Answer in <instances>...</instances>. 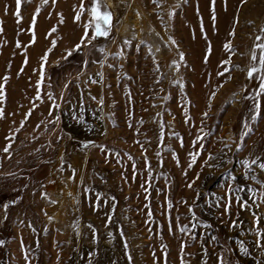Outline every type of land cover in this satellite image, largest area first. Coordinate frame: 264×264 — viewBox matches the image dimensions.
Here are the masks:
<instances>
[{"label": "rangeland", "instance_id": "rangeland-1", "mask_svg": "<svg viewBox=\"0 0 264 264\" xmlns=\"http://www.w3.org/2000/svg\"><path fill=\"white\" fill-rule=\"evenodd\" d=\"M100 2L0 0V264H264V0Z\"/></svg>", "mask_w": 264, "mask_h": 264}, {"label": "snow or ice", "instance_id": "snow-or-ice-1", "mask_svg": "<svg viewBox=\"0 0 264 264\" xmlns=\"http://www.w3.org/2000/svg\"><path fill=\"white\" fill-rule=\"evenodd\" d=\"M47 2V0H45V3ZM55 2V0H53V3ZM242 2H246V0H242ZM16 3H17V8L19 9L20 7V4H21V0H16ZM153 3H157V0H153ZM213 3H215V0H213ZM101 8H102V5H101V2L100 0H94V3H93V6L91 7V10H90V14H91V17H92V20L95 22V31L94 33L89 36V33L87 31L89 25L85 24L84 25V28H85V31H84V34L83 36H81L80 38V43L77 44L74 49H72L71 51H69L68 55H72V51H78L79 48L81 47L82 44H84L85 41H87L88 43H91V40L92 39H95L97 36H105L107 37L110 29H111V26H112V14L108 11H101ZM84 4H83V0H81V5H80V11H78L74 17V22L76 21H79L81 16L83 15L84 13ZM17 16V19L19 21V12L17 11V13L15 14ZM170 16L172 15L171 13L169 14ZM35 19V17H34ZM213 20H215V17L213 16ZM101 24L103 25V27L101 26ZM52 31L54 32L55 29H52ZM230 35H234V33H230ZM174 43V41H173ZM19 46V45H18ZM84 46H87L86 44H84ZM262 49H264V45H261L260 46ZM225 49L226 50H231V46L229 44H225ZM67 57H65L66 59ZM184 57L183 55L181 54V60H183ZM253 60L256 59V56L255 54H253V57H252ZM42 60H44L46 62L47 60V55H45L44 57H42ZM260 62L261 64H264V54H262L260 56ZM87 63V62H85ZM257 71V69L255 68H252L251 70H249L247 72V78L249 79H252L253 78V75L254 73ZM218 75H224V73H218ZM43 80V65L41 66V81H38L37 82V90L39 91V87H40V83L42 82ZM261 80V83H260V89L261 91H264V77H261L260 78ZM3 96V87L0 86V97ZM37 99H39V96H37ZM49 99L51 100L52 99V96L49 95ZM102 103V101H101ZM52 107L53 108H58L59 105H57L55 103V101L53 100V104H52ZM257 107H259V105H257ZM31 113H28L27 115H30ZM49 115H52V112L49 111ZM204 115H207V113H205ZM0 118H3V113H2V110H0ZM23 126V125H21ZM202 138V137H201ZM201 138H198L201 139ZM197 141H194L193 144L195 146V144L198 142ZM9 146H6L3 150L5 152H8L9 150ZM201 147H203V145H201ZM191 155V161L189 162V165L188 167L191 168L193 164H195L196 160H197V157L199 155V151L196 153V154H190ZM209 159H213V157L209 156ZM147 163V161H146ZM205 163H207V161H205ZM242 165L245 167L246 171H251L250 167L248 166V163L247 161H242L241 162ZM253 164H256V160H253L252 161ZM258 167L261 169V171H264V163L262 164H259ZM198 178V177H197ZM233 179H235V177H233ZM245 179H251L253 181H257V178L255 176H245ZM258 183L261 184V187H264V181H257ZM145 183H148V181H145ZM194 183V182H193ZM143 186V185H142ZM189 188L192 187V184H189L188 185ZM230 190H231V186H230ZM145 191H147V189L145 188ZM236 192H244L245 189L243 187H237L235 189ZM247 192L250 193L251 195L248 196V199L252 200L253 203H256L255 199H253V197L256 195V190L249 187L247 189ZM226 196L228 195V193L225 194ZM147 198V197H146ZM260 198L261 200H264V192H261L260 193ZM236 202L239 203L241 209H245L248 207L247 205V202L242 200L241 197L239 196H236ZM7 207V206H5ZM231 207V202H226L224 204V211L225 213H227L229 211ZM189 211H192V209L190 208ZM149 215H151V212H149ZM195 219V217H193ZM259 218H257L258 220ZM233 226H235V221H233ZM181 231H185L184 228H181ZM213 239H215V237H213ZM256 246L257 247H261V241H260V234L258 233V238H257V241H256ZM185 245H181V252H183V249H184ZM245 252L247 251L246 249L244 250ZM182 264H183V261H182ZM221 264H224V262L221 260Z\"/></svg>", "mask_w": 264, "mask_h": 264}, {"label": "trees", "instance_id": "trees-1", "mask_svg": "<svg viewBox=\"0 0 264 264\" xmlns=\"http://www.w3.org/2000/svg\"><path fill=\"white\" fill-rule=\"evenodd\" d=\"M101 26L103 27L102 24H101ZM96 39H97V41H98L100 44H102V43L105 41L106 37H105V36H97Z\"/></svg>", "mask_w": 264, "mask_h": 264}, {"label": "bare ground", "instance_id": "bare-ground-1", "mask_svg": "<svg viewBox=\"0 0 264 264\" xmlns=\"http://www.w3.org/2000/svg\"><path fill=\"white\" fill-rule=\"evenodd\" d=\"M262 5H264V2L262 3ZM246 6V5H245ZM251 9H253L254 10V8H251ZM246 12V11H245Z\"/></svg>", "mask_w": 264, "mask_h": 264}]
</instances>
